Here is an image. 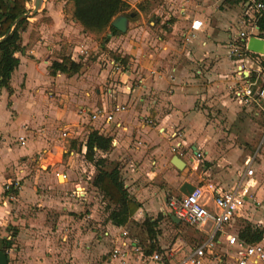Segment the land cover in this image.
Instances as JSON below:
<instances>
[{
  "label": "rangeland",
  "instance_id": "obj_1",
  "mask_svg": "<svg viewBox=\"0 0 264 264\" xmlns=\"http://www.w3.org/2000/svg\"><path fill=\"white\" fill-rule=\"evenodd\" d=\"M127 1L135 3V8L131 7L130 9L135 13L134 18L132 21L130 19L128 32L119 33L116 36L109 30H105L99 35L85 33L73 17L71 0H44L42 7L36 14L34 13V4L29 5L27 8L30 17L29 26L27 31L22 34L26 51L25 55H18L22 69H18L12 78V85L20 93L16 98L18 109L15 108L11 97L8 96V99L7 96L0 97V147L6 152L1 148L0 154L3 155L0 156V176L4 162H8L4 172L7 175L6 178L13 182L20 181L22 188L26 181H31L32 177H39L40 170L43 171L41 177L44 175L56 177L55 175L60 173L57 178H54L52 188L47 187L45 189L44 185H37L40 193L50 192L55 196H60L64 207H66L64 211L61 209V213L66 215V220H64L65 223L60 232L55 233V235L49 232L48 237L45 232L43 236L44 244L48 246L52 243V247L56 246L53 251L47 250L46 257L55 259L48 264H78V259L82 258L87 261L92 258L96 264H101L99 261V258L102 257L100 253L105 255L108 252L110 254L106 257L109 258L108 256H110L111 259L120 261V264H135V260L138 262V258L135 257L136 251L124 247L122 245L123 240H117L119 236L116 235L119 231L112 228L111 232H115L111 233L109 237L105 235L107 227H115L109 221V215L115 206L103 197L99 189L94 187L96 169L94 165L92 166L85 160L82 154V146L87 141L88 133L91 132L94 121L92 122L86 116H82L85 121L83 125L78 126L79 115L77 113L81 107L78 105H82L78 104V83L81 88H85L82 94L83 98L89 99L92 103L83 106L95 110L101 101L97 102V90L101 94L104 92L108 99H110V94L115 93L114 90L117 91V94H114L116 96L124 93L121 90L118 91L117 84L120 83L115 81L114 76L103 74L108 67H112L110 52L125 57L119 52L122 46L131 51L137 48L152 51L161 50L160 43L166 40H169L170 43L174 41L175 47L180 46L178 36L174 34L171 37L170 31L177 19L186 21V19H182L181 11L183 9H186V15L184 14L183 17H190L201 9L209 10L210 7L213 8V11L214 9H224V7L236 10V7H232L234 5L227 3L228 0ZM238 13L237 17L239 18ZM236 30L239 32L237 28ZM236 30L233 29V38H236ZM122 37L124 40L120 39ZM194 39L187 41L184 38V41L189 43ZM224 40L229 42L226 34ZM120 41H122L121 44ZM182 43L184 42L182 41ZM74 55H80V63L82 64V69L78 74L74 76L60 74L59 77H57L58 74H51L50 67L53 62L64 57L72 59ZM135 64L138 62L129 61L126 66L121 64L120 69L116 66L112 67L115 74L121 71L135 75L132 80H129L134 89L139 87L138 77L140 76L134 71ZM198 64V69L202 71L205 66L201 63ZM56 77L61 88H57L58 85L52 82L54 81L53 78L56 79ZM199 85L203 93L208 94L210 91L208 97L211 99H228L230 92L228 84L225 92L221 94L220 90L218 91L219 94L215 90H211L213 87H210L204 79ZM0 96H2L1 93ZM222 96L225 97L222 98ZM238 108L235 114L231 113V108L228 106L225 110L217 107L209 109V123L213 136L208 139L209 143H206L205 150L210 151V156L213 152L214 160L211 164L202 162L203 167H200L198 172L207 183L211 178H206L207 176L204 174L209 170L213 178L218 176L219 171L233 167L232 171L235 177L241 176L245 169V159L254 156L256 153H258V157L253 166L255 176L258 180L264 179V112L254 107ZM65 132L68 134L67 137L64 135ZM193 134L198 138V145L201 146L205 141L204 135H198V131ZM20 137L26 138L25 148L19 146ZM223 145L227 149L226 158L227 161H230L231 166L225 164L229 166L219 168L218 155L222 156L223 154L219 152L218 147ZM25 151H28L27 155L22 154ZM187 153L189 151H184L183 154ZM115 165L120 166L122 171L121 163L111 161L109 157L105 169L111 170ZM54 172L58 173L54 174ZM189 174H192V171L188 172L185 169L180 171L179 181L186 180ZM64 175H68L70 178L72 184L69 186H64L66 180L60 178L61 176L65 178ZM121 176L126 185L125 173ZM9 180L1 184L2 191ZM196 181L199 182L201 179ZM262 184L264 185V181ZM172 191L178 194L177 190L172 189ZM148 192L150 194L152 190H148ZM144 194V197L148 196L146 193ZM3 196H5L3 198H7L6 195ZM149 201L150 199H147L145 202L148 203ZM161 204L163 207V203ZM149 210L148 217L159 218V230L161 232L159 244L162 249H165L164 252L172 253V250L176 249L179 251L175 254L176 258H181L184 250H187L188 247H194L203 239L198 231L183 224L176 225L170 218L164 215L161 217L160 212L156 214L158 209L150 208ZM59 215L55 211L45 214L46 222L52 226L50 229H54L53 232L57 230V227L54 226H56L55 223ZM40 218L44 221L43 216ZM243 225L244 221L241 220L231 227L241 229ZM125 232L128 233L127 238L136 242L140 250H145L147 246L146 235L144 236L143 229L138 224H128ZM115 250L127 253L128 257L122 259L119 255L118 259H114ZM93 254L98 255V257H93ZM76 260L77 262H75ZM142 264H151V262H143ZM206 264H236V261L234 254L229 252L227 247H218L214 259L206 262Z\"/></svg>",
  "mask_w": 264,
  "mask_h": 264
},
{
  "label": "crops",
  "instance_id": "obj_2",
  "mask_svg": "<svg viewBox=\"0 0 264 264\" xmlns=\"http://www.w3.org/2000/svg\"><path fill=\"white\" fill-rule=\"evenodd\" d=\"M126 2L132 8H135L134 2H128L127 0ZM246 2L247 0H228L227 3L229 5H234L232 7H236V10H230L227 7H224V9H214V11L212 7H210L209 10L199 8L201 10L196 9L199 11H196L194 14L195 16L192 15L190 17H183L184 14L186 15V9H183L181 11L182 19H186V21L177 19L173 29L170 31L171 37L174 34L178 36L177 39L180 45L178 47H175L174 41L170 43L169 40L160 43L162 49L155 51L142 48L131 51L127 50L125 46H122L119 52L124 56H129L130 62H138L134 67V71L140 74L138 77L139 87L136 89L133 88L129 81L132 80L135 75H129L121 71L115 74L113 73V66V68L108 67L103 73L114 76L115 81L120 83L117 84L118 86L116 85L119 87L118 91L121 90L124 93L116 96L114 94H117V91L114 90V96L110 94L112 97L110 96V99H108L104 92L103 95L97 90V102L101 100L100 104L98 103L99 107L97 109L106 108L112 110L115 106H125L127 110L116 113L113 122L94 121L90 133L96 131L99 135L111 139V148L110 151L105 154V157H107V161L110 157L111 161L121 163L122 171L120 166L119 168L121 175L125 173L126 188L130 195L142 204V207L131 219L133 224L136 223L141 225L147 218L153 221L157 220L158 218L148 217L147 213L150 212V208H154V210L158 209L156 214L160 212L162 217V215H164L163 211L167 195L173 193L172 189L177 190L178 194H180V189L184 183H190L196 187L201 184L213 183L224 190H231L239 179V177H235L233 174V167H229L227 170L219 171L218 176L213 178L211 177L210 170L207 171L204 175L207 176L206 178H211L207 183L204 177L198 174L200 167L203 166L201 165L202 162L194 159V153L196 151L201 152L204 155L203 162H207L208 164H211L214 160L213 152L210 156V151L205 150L206 143H209L208 139H211V136H213L209 123L208 112L210 108L217 107L225 110L228 106V108H231V113L233 112V114H235L238 107H244L233 95V89L236 85V66L230 54L232 45L235 40L238 39L241 32L240 30L250 31L253 26L254 20L251 18L253 12L248 8ZM237 13L239 14V18L237 17ZM134 14L135 13H132L131 18H128L129 21L130 19L132 21ZM194 20L203 21L204 26L196 33L194 40L186 43L184 38L188 34L190 24ZM155 21L157 22L158 20ZM233 29L237 31L236 38H233ZM255 29L259 32L258 26H256ZM225 34L229 42L224 40ZM259 35L261 36L260 32ZM262 35H264V33H262ZM120 39L124 40V37ZM42 40L44 41V39ZM182 41L184 43H182ZM121 42L122 41H120V44ZM260 60L261 65H255L252 62H248L247 64L248 68L252 71L257 86L264 85V73H259L260 70L264 71V66H262L264 57ZM198 63L205 66L202 70L203 72L198 69ZM119 67L117 68L120 69ZM18 69L21 70L22 65H20ZM59 76L61 75L58 74L57 77ZM198 76L201 78H198ZM57 77L56 79L53 78L54 81L52 82L58 85L57 88H61L57 83ZM203 79L205 82H208L210 87H213L211 90H215L216 92L220 90V94L225 92V88L228 84L230 90L228 99H211L208 97L210 91L208 94L203 93L199 85ZM12 87L14 86L12 85ZM14 89V96H10L7 90L0 89V93L2 94L0 97L7 96V99L8 96L11 97L15 108L18 109L16 107V98H18L17 95L20 93L16 91V87L13 88V91ZM84 90L85 88H81L78 83V104H82L78 106L81 107H85L83 105L87 106L92 104L89 99L83 98L82 94ZM109 92L111 93V91ZM223 97L225 96H222V98ZM84 121L85 119L83 117L78 116V126L83 125ZM196 131H198V135H204L203 139L205 141L201 146L198 145L199 140L193 134ZM90 133H88V136ZM179 134H181V137H177ZM86 142L87 141H85L82 146V154L84 156L86 155ZM26 144L22 146L19 143V146L25 148ZM178 144L182 145L181 152L184 153V151H189V153L183 155V157H180L178 153H174L173 148ZM1 148L2 147H0V150ZM218 149L219 152L223 154L222 156H220V154L218 155V167L223 168L229 165L231 166L230 161H227L226 157L228 153H226L227 149H225L224 145L218 147ZM22 154L27 155L28 151H25V153L22 152ZM2 155L1 153L0 156ZM174 156L180 157L186 163L185 170L188 172L192 171V174H189L184 181H179L180 177L178 176L180 171L172 165ZM20 157H22V155H20ZM246 160L247 159H245V161ZM7 163L4 162L1 169L0 187L1 184L9 180L6 178L7 175L4 174ZM90 164L93 166L92 163ZM56 173L54 172V174ZM42 174L43 171L40 170L38 173L39 177H32L31 181H26L22 191L14 199L7 200V198H3L5 196H3L2 188H0V251L8 252L9 264H48L55 260L47 258L46 256L47 250L53 251L56 246L52 247V243L48 246L44 244L43 236L45 232L47 233V237L49 232L54 235L60 232L61 227L65 223L64 220H66V215L61 213V209L64 211L66 207H64L60 196H55V194L50 192L40 193L37 188L38 184L44 185L45 189L47 187L52 188L54 185V178H57L60 173L55 175L56 177H54V175H44L41 177L40 175ZM64 176L66 180L64 186L72 184L70 183L68 175ZM200 179L201 181H196ZM226 180L228 181L225 182ZM56 181L57 179L55 182ZM263 181L264 179L258 180L257 178L252 181L253 192L263 204L258 213H256L253 223L259 222L264 224ZM158 184H163L164 186ZM148 190H152V192L149 194ZM144 193L148 196L144 197ZM259 194H262V196H259ZM147 199H150L148 202L150 205L145 202ZM161 203H163V207ZM58 205L60 206L58 207ZM52 211L60 214L57 217L56 226H54L57 227L56 232H53L54 229H50L52 226L47 224L45 218V214ZM42 216L44 221L40 218ZM165 217L170 218L176 225L181 224L175 223L172 220V216ZM240 221L237 222L239 223ZM246 222L247 221H244V223ZM112 228L119 231L118 235H116L117 237L119 236L117 240H123L122 245L124 247L136 251L135 257L138 258V262L135 260V264H142V254L147 255L146 250L149 248V241L143 227L141 228L143 229L144 236L146 235L147 241L145 250H140L136 242L132 241L131 238L128 239L127 236H123L126 226L107 227V231L105 232L106 237H109L111 233L113 234L115 232H111ZM242 228L228 227L227 231L234 234L242 230ZM9 238H11L9 242L12 244L11 248L7 247L8 243L6 239ZM220 247L227 246L222 245ZM189 248L190 247H188L187 250ZM227 249L229 251L228 247ZM162 250L164 251L165 249ZM173 250L177 251L176 249ZM187 250H184L183 254ZM100 254V256H102L99 258L101 264H120V261L113 260L110 256H108L109 258L106 257L110 252L105 255H102V253ZM92 256L98 257V255L94 254ZM177 258L180 259L179 257ZM75 262H77V260ZM78 264L96 263L92 258L90 261L82 258L78 259Z\"/></svg>",
  "mask_w": 264,
  "mask_h": 264
},
{
  "label": "built area",
  "instance_id": "obj_3",
  "mask_svg": "<svg viewBox=\"0 0 264 264\" xmlns=\"http://www.w3.org/2000/svg\"><path fill=\"white\" fill-rule=\"evenodd\" d=\"M246 5L253 12L251 18L254 21L250 31L240 32L231 48V56L236 66V85L233 95L245 108L254 107L264 112V85H256L252 71L247 66L248 62L261 65L260 59L264 57L247 50L248 40L252 36L261 38L255 27L258 18L264 14V0H247ZM203 26V21L194 20L190 24L186 40L195 38L196 33ZM71 60L80 63V55H74ZM111 65L119 67L114 60L111 61ZM259 73L264 71L260 70ZM126 110L125 106H115L112 110L106 108L91 110L88 107H79L78 115L86 116L91 121L110 123L114 121L116 113ZM64 135L67 137V132ZM177 137H181V134ZM18 142L24 146L26 138L20 137ZM181 149L182 145L178 144L173 148V152L183 157ZM257 157L258 153L247 158L244 163V172L231 190H224L216 184L208 183L198 185L191 195L169 193L163 214L176 217L181 224L198 231L203 239L189 248L180 259L175 255L179 251L172 250V253L155 251L151 255L142 254V261L144 263L149 261L151 264H206L216 256V249L225 245L229 248V252L234 254L236 264H264V224L253 223L256 213L263 206L252 187V181L256 178L253 166ZM194 159L203 162L204 155L196 151ZM21 189L20 181H8L2 194L6 195L7 199H14ZM240 220L253 223V226L261 229L263 231L261 240L250 243L240 238V231L234 234L227 231L228 227ZM123 236H128V233L124 232ZM10 240L11 238L6 239L8 242ZM119 255L122 259L128 257L127 253L115 250L113 258L118 259Z\"/></svg>",
  "mask_w": 264,
  "mask_h": 264
},
{
  "label": "trees",
  "instance_id": "obj_4",
  "mask_svg": "<svg viewBox=\"0 0 264 264\" xmlns=\"http://www.w3.org/2000/svg\"><path fill=\"white\" fill-rule=\"evenodd\" d=\"M73 4V17L84 29L85 33L99 35L109 30L114 36L119 31L112 27L113 20L119 15H125L131 18L133 11L126 0H71ZM34 4L33 0H0V89H5L9 95H13L12 78L13 74L21 65L20 55H25L26 48L23 45L22 34L29 26V18H22L28 14V6ZM257 26L263 37L264 33V14L257 20ZM264 38V37H263ZM108 40V38H106ZM104 48V46H103ZM112 60L119 65H128L130 57H122L117 53L110 52ZM264 66V63L262 64ZM82 69L81 63H75L71 58H61L60 61L52 63L50 70L52 75L66 74L74 76ZM111 139L99 135L94 131L89 134L86 142L85 160L92 163L96 169L97 175L93 185L99 189L103 197L109 203L115 206L109 215V221L116 227H125L132 223V217L142 207L135 198H133L121 176L118 165L111 170L105 169L107 154L110 151ZM140 227H143L149 241L147 255L155 251H162L158 236L159 218L151 220L147 218ZM263 231L251 223H244L239 236L250 243L261 240ZM7 247L11 248V243L6 241Z\"/></svg>",
  "mask_w": 264,
  "mask_h": 264
},
{
  "label": "water",
  "instance_id": "obj_5",
  "mask_svg": "<svg viewBox=\"0 0 264 264\" xmlns=\"http://www.w3.org/2000/svg\"><path fill=\"white\" fill-rule=\"evenodd\" d=\"M44 0H34V13H38L42 7ZM29 17L28 14L24 15L22 18ZM130 21L125 15L117 16L113 22L112 27L118 30L120 33L125 34L128 32ZM247 50L253 53L260 54L264 56V39L252 36L247 43ZM172 165L176 167L179 171H182L186 168V163L178 156H174L172 159ZM196 189V186L190 183H184L180 191L183 194L191 195ZM172 220L175 223H180V221L172 216ZM0 264H9L8 254L4 251H0Z\"/></svg>",
  "mask_w": 264,
  "mask_h": 264
},
{
  "label": "bare ground",
  "instance_id": "obj_6",
  "mask_svg": "<svg viewBox=\"0 0 264 264\" xmlns=\"http://www.w3.org/2000/svg\"><path fill=\"white\" fill-rule=\"evenodd\" d=\"M61 178L64 180V177H63V176H62ZM60 180H61V179H60Z\"/></svg>",
  "mask_w": 264,
  "mask_h": 264
}]
</instances>
